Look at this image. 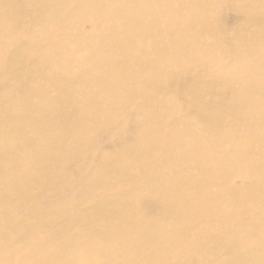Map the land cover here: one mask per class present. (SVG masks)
Segmentation results:
<instances>
[{
  "label": "bare ground",
  "instance_id": "obj_1",
  "mask_svg": "<svg viewBox=\"0 0 264 264\" xmlns=\"http://www.w3.org/2000/svg\"><path fill=\"white\" fill-rule=\"evenodd\" d=\"M236 1L0 0V75L4 76V81H0V91L3 93L0 94V136L6 135L2 153H12L17 162L11 171L8 170L10 163L2 160L0 153V184L4 182L9 187L8 191L18 195L28 194L35 220L34 229L30 232L0 241V264H5L2 257L13 260L11 264H67L70 261L68 257L81 250L68 241L61 244V238L55 245L47 242L36 246L38 239L47 240L38 230L55 220L62 222L70 218L72 207L78 206L79 202L75 200L79 189L73 188L72 192L63 191L56 201L47 202V205L35 203L39 188L36 179L38 163L28 149L34 150L44 142L59 147L62 151L58 163L62 165L60 168H64L62 163L65 161L66 170L74 174H78L79 166L89 160H97L99 167L107 170L116 160L125 163L126 159L142 157L149 174L161 169L167 172L169 181L186 182L187 189L179 190V196L174 200L166 186V191L158 193L155 199L140 197L137 205L149 211L157 210L164 204L174 208V212L161 214L163 221L174 218L183 225L190 211L186 208L184 215L182 201L201 195L200 213L206 218L203 228L207 230L191 232L188 247L177 253L176 258L182 256L190 260L199 245L206 244L208 248L211 238L214 242L219 232L226 231L225 243L228 250L233 249L230 252L233 253L232 259L239 264L264 263V212L258 211L264 206V86L248 83L244 77L245 73H249L252 80L258 82L264 76V16L258 17L249 7L244 8L246 15L254 22V30L249 37L251 40L245 42L247 48L244 51L235 53L237 47H232L227 40L228 45L215 50L209 44L208 53L205 51L206 44H203L205 41L198 43L191 37L195 33L192 31L203 24L207 26L214 21L222 23L223 14L229 7L234 8L233 2ZM188 6L199 9L202 15L198 17L196 11L189 10ZM87 19L90 21L89 31L76 32L74 23ZM17 25L23 26L21 30L17 29ZM223 37L228 36L223 34ZM25 39L31 44L23 53L20 46L13 44L16 41L21 44ZM67 52L71 55L75 52L76 59L66 55ZM232 57L236 63L243 60L242 72L237 76L230 75L231 67L228 73L220 70L231 63L228 59ZM18 69L24 82L17 81L14 87L16 91H22L25 87L32 69L38 73V77L46 78L53 89H60L71 81L79 89L72 92L66 87L61 98L48 91L31 89L32 99L22 103L23 108L29 110L22 113V117L29 127L32 126L31 133L29 129V133L24 130L17 134L14 124L9 123H13L12 114H8L9 104L5 99L12 91L8 90L7 85L19 77ZM222 75L225 91L235 92V98L244 97L238 103V111L230 112V118H234L237 124L243 122L242 117L254 123L252 131L243 129L239 134H228L227 129L224 132L227 125L216 120V124L210 126L213 131L211 139L203 145L194 142L191 128H184L182 137L173 133L180 137L177 142H174L175 138L172 142L164 140L160 136L161 129L171 131L172 128L171 121L162 116L165 108L158 95L175 83L182 88L177 96L185 105L193 107L202 99L203 90L212 89ZM80 76L84 78L80 79ZM119 89L121 92H116ZM253 94L261 99L252 101ZM139 99L146 115L132 127L133 104ZM153 107L159 108L161 114L158 115ZM170 108L168 105L167 110ZM255 108L260 112L253 113ZM31 112L41 115L34 118ZM52 117L64 121L54 137L35 133L40 125L47 127ZM215 119L217 117H213ZM86 123L100 124L103 128L95 131L91 124ZM208 123L211 124V121ZM109 131L112 135L119 134L111 142L113 149L108 150L104 157L89 154L97 148L99 138L105 137ZM139 137L146 141L143 147L134 144ZM188 159L192 163L187 162ZM178 163L180 166L176 167ZM204 164L205 168L202 169ZM185 167L201 171L203 177L197 180L188 178L185 175L187 172L184 173ZM84 176L76 179L74 184L80 185L82 179H89ZM234 176L242 178L239 186L232 184ZM146 186L148 188V183ZM224 193L234 199V206L225 205L219 200ZM116 194L117 190L111 189L97 194L96 198L103 199L105 206H116L115 211H118L120 208L114 198ZM211 200L214 201L208 204L207 201ZM123 214H110L109 220L122 219ZM223 214L229 217L219 218L216 223L213 221V216ZM106 220L108 218L103 219L101 215L94 219L95 224ZM256 225H263V230L255 231ZM0 226L8 232L2 220ZM137 227L140 232L136 234L140 239L137 245L128 247L129 252H141L153 247L146 243L150 240L144 231L146 223L138 222ZM99 228V253L93 256L108 257L99 264H112L113 247L109 246L110 242L107 246H100L106 233H103L102 225ZM113 230L118 232L120 228L114 225ZM175 240L178 243L180 236ZM17 242L16 245L20 246L14 251L12 246ZM167 243L171 245L172 241ZM86 249L90 251V247ZM169 249L166 246L164 250L159 252L156 249L154 252L169 254ZM93 256L75 255L77 264H96L89 263V258ZM222 263L229 264L227 260ZM122 264H139V258L134 260V256H127Z\"/></svg>",
  "mask_w": 264,
  "mask_h": 264
},
{
  "label": "rangeland",
  "instance_id": "obj_2",
  "mask_svg": "<svg viewBox=\"0 0 264 264\" xmlns=\"http://www.w3.org/2000/svg\"><path fill=\"white\" fill-rule=\"evenodd\" d=\"M81 1L83 2L84 0ZM221 1L223 0H219V3ZM233 7L234 8L229 7L227 12L223 14L222 23L218 24L216 21H214L210 23V25L206 26L203 24L201 27H199L200 29L198 28L192 31L195 33H193L191 37L195 38L196 42L200 43L201 41H205L203 44H206V50H203L209 53V44H212L214 50L217 47H225L228 45L227 40L228 42L230 41L232 47H237V51L235 53L244 51L245 48H247L245 42L251 40L249 37L254 30V22L250 16L246 15L244 8L249 7L256 16L259 17L260 15V17H263L264 0H237L236 2H233ZM188 9L191 10L193 8L188 6ZM193 10L196 11L198 17L202 15V12L199 9ZM17 27V29L21 30L23 26L17 25ZM74 27L76 32L87 33L90 28V21L89 19L85 21H77L74 23ZM223 34H226L228 37H223ZM29 44L31 43H28V39H25L23 42H21V44H18V41H16L13 45L20 46V49L23 51V53H25V50L29 48ZM239 45L244 48H240ZM248 54L252 55L251 52ZM66 55L76 59L75 52L73 55L67 52ZM228 60H230L231 63L222 66L220 68V70H222L221 72L228 73V68L231 67L230 75L237 76L236 74H240L243 69V60H240L237 63L233 57ZM18 73L20 74L19 69ZM29 73V79L25 81V87L21 89L22 91H16L14 88L17 81L23 80L22 82H24L23 76L21 74L15 81H11L7 85L8 90L12 91L8 94V98L5 99V101L9 104L7 110L8 114H12L11 121L13 123H9L14 124V130L17 134L23 133L24 130L26 133H29V129L30 133L33 132L32 126L29 127V124H27L26 120L22 117V113H28L29 111L27 110L28 108H23L22 103L29 98L32 99L33 95L30 94L31 89L37 88L38 91H48L49 94H53L59 98H61V94L66 91V87L70 88L72 92H74V90H79L75 88L74 85H72V81L62 85L60 89H53L52 85H50V82L47 83L46 78L38 77V73H35L33 69L32 72ZM244 77L248 80V83H252L258 87L264 86V76L258 82H254L252 80L251 74L249 73H245ZM79 78L82 79L84 76H80ZM223 79V75L221 78L219 76L212 89L203 90L201 93L202 99L198 100V105L194 104L193 107H191V105H185L177 96V93H180L182 88L175 83L170 89H165L164 93L159 94L158 97L161 101H163L164 104L162 105L163 108H165L162 112V116L171 121L170 126L172 128L171 131H165L161 129L160 136L168 142H172V139L175 138L174 142H177V138L180 137L174 135L173 133L179 134L182 137L181 132L184 130V128H191L190 134L195 137L194 142L196 141L203 145V143L211 139L213 131L210 126L213 123L216 124V120H219L227 125L226 128H224V132L227 129L228 134L231 133L236 135L239 134L243 129H247L248 132H251L254 128V123H250L247 119L242 117L243 122L237 124L234 118H230V112L232 110L238 111V103L242 102L241 99L244 97L235 98V92L232 93L225 91L224 85L221 81ZM0 81H4L3 75H0ZM116 92H121V90L119 89ZM0 94L3 95L1 91ZM252 98V101L254 102H257V99H261V97L257 94H253ZM38 102L43 103L41 100H38ZM168 105H170L171 108L167 110ZM133 106L135 111L130 122V126L132 127H134L136 123L139 124L141 118L146 115L141 99L134 103ZM180 108H184V110H180ZM153 110L157 111L158 115L161 114V112L158 111L159 108L153 107ZM5 111L6 108H4V112ZM194 111L197 112V115ZM252 112L257 113L260 111L255 108ZM40 115V113L31 112V116L34 118L39 117ZM213 117H217V119L213 120ZM202 120L204 122H202ZM210 121L211 124L208 123ZM232 122H234V124H232ZM63 123V120H58L57 118L52 117L51 121L47 123V127H45L44 124L40 125L37 129L38 132L35 133L39 135L46 133L47 135L54 137L59 126H61ZM86 124H91V128L95 131L103 128V126L100 124ZM7 125L8 123L4 127ZM111 133L112 132L109 131L105 137L99 138L97 148L92 149L89 154H96L98 156L100 155L99 157H104L107 155L109 153L108 150L112 148V140L114 137L119 135H112ZM5 138V134L0 136V153L2 155V160L10 163L7 169L11 171V168L14 166V164H17V162L14 160L15 156H11L12 153L9 155H4L2 153V149L5 145ZM31 139H34L33 135L31 136ZM145 143V139H142L141 137L136 139V142L134 141V144L138 147H143ZM28 150L32 153L35 161L38 163V173L36 179L39 188L37 194L35 195V198L37 199L35 203H39L41 206L47 205V202L56 201L63 191L67 190L72 192L73 188H76V190L79 189V193L75 195V200L79 201L78 206L72 207L71 210L73 211V214L71 217L62 222L55 220L53 223L41 227L38 231L44 234L47 240L43 241L42 239H38V242H36V246L37 244L44 245L47 242L55 245L61 238V244L64 241H68L75 248L81 249L78 252H73L68 257L70 261L67 264L78 263L75 255L88 254V256H93V254L99 253V242L97 238L100 237L99 227L101 225L104 228L103 233L106 234L104 235L103 243L100 246H107V243L110 242L109 246H112L114 250V254L111 256L112 264H122L125 257L127 256H134V260L139 258V264H221V262H224V260H227L229 264H239V262L234 258L232 259L233 253L230 252H232L233 249H227L225 243L226 231L219 232V235L217 234L214 237V242L212 240L213 238H211L208 248L206 244L199 245L194 250V256L190 260H185L182 256L179 259L176 258L177 253L180 254L185 248L188 247V242H190L191 239V232L207 230V228H203L206 218L200 213L202 208V206H200L201 195H197L190 200L182 201L184 215H186V208L190 211V215H186L187 221L184 222L183 225L182 222H179L174 218H169L165 221L160 218L161 214L164 212H174V208L170 207V205L164 204L159 209L151 211L147 210L145 207H139L137 203H139V199H141L140 197H152L155 199L156 195L161 191H164L166 187L168 194L173 200L174 197L179 196V190L184 191L187 189L186 182L169 181L167 178V172H164L161 169L155 171L153 174H149L147 172L148 167L146 164H144V159H142V157H135L131 160L126 159L125 163H122V161L119 163L116 160L112 164V167L107 170L100 168L97 160H89L87 163L79 166L78 174H74L73 172H68L66 170L65 161L62 163L64 168H60L62 165H59L58 163H60L62 151L59 149V147L53 146L52 143L44 142L42 145H39L38 148L34 150ZM110 156L111 155L108 157ZM187 162L192 163V160L188 159ZM179 166L180 163H178L176 167ZM203 168H205V164L202 169ZM185 171L187 172L185 175L193 180L203 177V173L195 168L191 169L185 167L184 173H186ZM82 176L89 177V179H82L80 185H75V180ZM54 177L57 178L56 181H54ZM231 181L234 186H239L242 182V178L239 176H234ZM147 183L148 188L146 186ZM111 189L117 190V194L114 195V198L117 200L118 206L120 208L118 211H115L116 206H105L103 205V199L96 198L97 194L105 193ZM8 190L9 187H7L4 182H2V184H0V220L4 222L5 226H7L8 232H6V230L2 229L0 226V241H4V239H8L11 236H17L21 233L30 232L35 226L34 213L31 208L32 201L28 197V194L18 195V193H13ZM134 190L135 192L133 193ZM219 198V200L225 205L229 204L234 206V199L229 198L228 194L224 193V195L222 194ZM213 201L214 200L207 201V203L211 204ZM123 205L125 206L122 207ZM258 211L263 213L264 206H261ZM122 212L124 213V217L122 219L109 220L110 214L112 216H116L120 215ZM213 212L215 213V211ZM99 215H101L103 219L107 217L108 220L104 222L101 221V224H95L94 219L99 217ZM227 217L229 216L223 214L220 216L215 215L212 218L216 223L218 222L219 218ZM59 218L61 219L62 217ZM138 222L146 223L144 231L150 236V240L148 241L149 243H146L147 245L153 247L144 249L141 252L138 250H131L129 252L128 247L130 245H137L140 239L138 237L139 234H136L137 232H140V229L137 227ZM114 225L120 228L118 231L119 233L113 230ZM178 225L180 227H176ZM57 230L60 232H57ZM254 230L262 231L263 225H256ZM1 232L3 234H1ZM178 236H180V240L178 243H176L175 239ZM28 240L29 237L26 239V241ZM170 241H172V244L168 245L167 242ZM18 243L19 242L12 246V250H17V248L20 246L16 245ZM166 246L170 248L168 250L169 254L154 252L156 249H159L160 252L161 250H164ZM86 247H90L89 252L87 251ZM106 259H108V257L101 258L99 255H94L92 259L91 257L89 258V263L94 262L99 264L102 260L105 261ZM1 260L5 264H11L13 261L5 257H2Z\"/></svg>",
  "mask_w": 264,
  "mask_h": 264
}]
</instances>
